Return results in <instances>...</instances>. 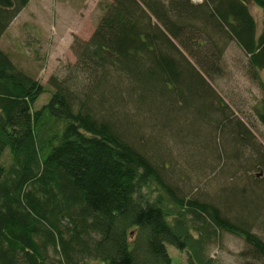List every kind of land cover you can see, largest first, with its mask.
Wrapping results in <instances>:
<instances>
[{"label": "trees", "instance_id": "1", "mask_svg": "<svg viewBox=\"0 0 264 264\" xmlns=\"http://www.w3.org/2000/svg\"><path fill=\"white\" fill-rule=\"evenodd\" d=\"M30 1L0 0V39ZM252 1L263 9L259 35L247 0L104 1L91 37L72 45L74 67L92 85L52 76L41 107L46 85L0 48V264H49L50 248L65 264H173L168 245L185 252L187 264H215L208 246L223 231L242 237L243 255L264 264V240L244 214L254 210L258 187L249 194L234 188L221 203L187 197L155 142L176 117L190 112L200 123L216 110L219 131L226 127L237 145L255 147L212 84L224 73L229 40L261 82L264 0ZM124 88L149 114L145 122L162 128L158 135L115 111ZM258 115L264 124V99Z\"/></svg>", "mask_w": 264, "mask_h": 264}, {"label": "rangeland", "instance_id": "2", "mask_svg": "<svg viewBox=\"0 0 264 264\" xmlns=\"http://www.w3.org/2000/svg\"><path fill=\"white\" fill-rule=\"evenodd\" d=\"M104 1L111 0H31L0 39V48L11 56L14 63L46 85L47 91L39 98L36 107L48 101L53 90L49 83L52 76L63 79L74 75L79 79V85H92L90 76L77 73L74 67L77 56L72 45L75 39L88 40L91 37L105 13ZM200 1L191 0L193 4ZM247 2L259 35L263 9L252 0ZM222 60L224 73L216 75L212 84L228 103L229 108L225 111L231 120L241 119L250 130L255 147L237 145L234 133L228 128L227 131L226 127L219 131L214 122L219 118L216 110L213 116L200 123L196 115L191 118L190 112L184 114V120L176 117L178 122H170L159 136L160 141L155 142L160 149H164L167 174L187 197L221 203L222 196L234 188L248 190L249 194L251 188L257 186L260 197L253 202L254 212L248 208L244 214H249L253 220L252 230L264 240V163L260 161L264 151V124L258 115L264 99V70L259 71L260 82L249 70L248 56L235 41H228ZM122 96L124 99L115 104V111L130 115L136 123L142 124L148 136L158 135L162 128L145 122L149 114L138 108L135 93L134 97H130L129 91L124 88ZM152 188L156 193L159 190L156 184ZM246 249L248 245L242 237L223 231L208 246V255L215 260V264H263L250 255L244 256ZM168 251L173 264H187L185 252L172 245H168ZM60 258L57 251L49 249V264H65ZM86 264L102 263L88 258Z\"/></svg>", "mask_w": 264, "mask_h": 264}]
</instances>
